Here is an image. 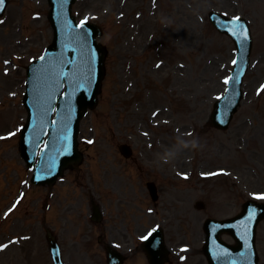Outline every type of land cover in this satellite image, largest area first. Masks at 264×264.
<instances>
[{"label": "rangeland", "instance_id": "rangeland-1", "mask_svg": "<svg viewBox=\"0 0 264 264\" xmlns=\"http://www.w3.org/2000/svg\"><path fill=\"white\" fill-rule=\"evenodd\" d=\"M9 1L0 19V264H53L46 228L65 264H107L101 239L123 251L126 264H148L142 239L158 226L170 264H208L205 220L264 201V0H77L76 17L103 29L106 77L98 107L81 124L84 163L52 189L31 184L18 148L26 70L53 39L50 7ZM213 10L247 18L255 40L244 102L227 131L209 119L235 49L210 24ZM123 143L133 149L129 160ZM91 199L102 207L101 224L90 220ZM258 231L264 264V222Z\"/></svg>", "mask_w": 264, "mask_h": 264}, {"label": "water", "instance_id": "water-1", "mask_svg": "<svg viewBox=\"0 0 264 264\" xmlns=\"http://www.w3.org/2000/svg\"><path fill=\"white\" fill-rule=\"evenodd\" d=\"M75 0H49L51 4L50 20L56 30V39L42 60L28 69L27 93L25 105L29 112V122L21 136V154L29 167H35L38 183H49L63 174L70 165L79 163L82 156L77 151L79 123L88 109L97 104V96L104 77L106 51L97 44L95 38L100 31L92 24L75 28L69 21L70 9ZM213 23L221 31L231 33L237 28L220 14L211 15ZM57 27L59 30L57 31ZM58 34V35H57ZM236 43H242L245 59L238 62L231 79V90L226 98L215 104L212 124L227 129L233 114L237 111L241 98V79L247 70L249 57L247 43L240 33H231ZM246 54V55H245ZM249 56V54H248ZM63 73L64 75H60ZM64 87H66L63 94ZM233 101L229 97L237 92ZM57 104V106H56ZM56 119L52 121L54 111ZM50 133L46 145L41 149L37 165L36 157L44 143V137ZM156 199L155 191L151 188ZM264 219V205L247 202L238 217L227 221L209 220L205 226L207 243L205 252L211 264H258L255 249L256 228ZM230 233L237 241L236 246L222 242L220 235ZM151 264H163L168 251L164 245L163 232L158 230L144 245ZM110 264H122L123 257L116 250L108 248ZM56 264H61L58 249H53Z\"/></svg>", "mask_w": 264, "mask_h": 264}, {"label": "snow or ice", "instance_id": "snow-or-ice-1", "mask_svg": "<svg viewBox=\"0 0 264 264\" xmlns=\"http://www.w3.org/2000/svg\"><path fill=\"white\" fill-rule=\"evenodd\" d=\"M4 4V0H0V5H3ZM236 19V21H239V17H236L235 18ZM83 26V22L81 23V27ZM245 38H246V30H245ZM41 59H43V57H41ZM236 63V61H233V64H235ZM60 75H64L63 73H61ZM226 84L229 82L228 80H225L224 81ZM261 199H264V197H260ZM4 247H6V245L4 246Z\"/></svg>", "mask_w": 264, "mask_h": 264}]
</instances>
